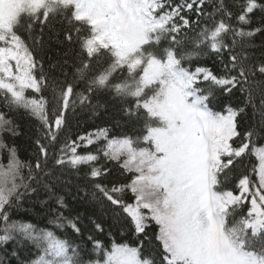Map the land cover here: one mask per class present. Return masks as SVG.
<instances>
[{"label":"snow or ice","instance_id":"snow-or-ice-1","mask_svg":"<svg viewBox=\"0 0 264 264\" xmlns=\"http://www.w3.org/2000/svg\"><path fill=\"white\" fill-rule=\"evenodd\" d=\"M236 93L243 107H210ZM109 101L138 131L71 134L72 118ZM249 106L257 119L242 132ZM21 110L38 124L31 162L6 139L21 134ZM260 141L264 0H0V245L16 241L18 264H264ZM65 169L83 173L78 192L130 218L138 247L86 257L76 239L86 224L104 229L56 195ZM38 185L54 196L52 229L70 234L11 218ZM25 242L34 259H21Z\"/></svg>","mask_w":264,"mask_h":264},{"label":"trees","instance_id":"trees-1","mask_svg":"<svg viewBox=\"0 0 264 264\" xmlns=\"http://www.w3.org/2000/svg\"><path fill=\"white\" fill-rule=\"evenodd\" d=\"M257 43H260V38H257ZM57 51H62L58 45L52 44L50 55L53 59L57 57ZM259 54L260 49H256ZM205 63L209 67H213L211 60H205ZM47 94V93H45ZM104 99V98H102ZM246 103L245 96L240 93H236L231 97H221L219 102H214L210 107L214 111H223L226 105L232 107H243ZM258 103V101H257ZM226 114V113H225ZM15 121L19 125L20 135L16 137H6L7 142L14 144L17 149L18 157L21 161L31 162L34 160V144L33 141L38 135V124L27 114L21 110L19 113L13 114ZM240 119V130L243 132L250 124L254 123L257 117L253 116V110L251 106L246 108V111L242 114ZM124 118L120 113V105L115 102H108L107 111H103L101 115L96 117H86L84 114H80L77 117L72 118V135L77 133L83 134L88 131H95L97 128L108 127L112 129L113 135H118L122 132L132 133L138 131L139 126L133 129L130 125L125 126L123 124ZM258 146H264V141H260ZM96 146L91 147V151H95ZM4 163H7V153L3 154ZM252 162H255V158H252ZM244 169H241L243 171ZM26 171V170H25ZM61 180L56 182V195L64 197L65 202L68 203L70 209L78 211L82 217L91 216L92 219L97 220L103 225V232H95L92 230L91 225L86 224L85 234L81 238H77L76 242L81 245L85 250L86 257L90 260L100 258L103 260V252L110 251L113 242L116 244H127L129 247H138V234L134 231V224L130 222V218L120 211L119 208H114L110 204H100L85 197L83 192H78V187L81 183L80 177L83 173H76L75 170L65 169L61 173ZM232 184H229V188ZM54 196H50L48 190L43 186H37V192L29 193L21 202L18 209L13 210L11 218L17 221L32 223L38 228H49L52 226L49 224V206L52 205ZM128 202H133L129 200ZM153 229L158 231L157 226L153 225ZM57 235L64 236L70 234L71 229L56 230ZM155 231L153 235V246L158 244V241L154 239ZM89 235L93 236L94 241H99L102 245L103 251L99 254L93 251L94 242L88 240ZM14 248H17L16 241H10L5 245H0V259L3 264H18L15 257L11 256V252ZM30 249L31 251H27ZM20 257L22 260L28 261L34 259L32 255L36 250L29 242H25L24 246L19 249ZM142 259L149 258L147 247L141 249Z\"/></svg>","mask_w":264,"mask_h":264}]
</instances>
